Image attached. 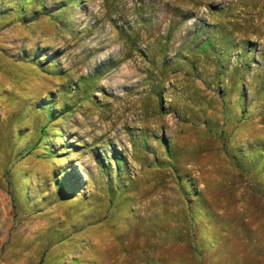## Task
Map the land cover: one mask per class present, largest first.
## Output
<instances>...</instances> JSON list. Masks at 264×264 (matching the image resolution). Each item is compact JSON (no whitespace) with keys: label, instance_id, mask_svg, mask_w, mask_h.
I'll return each mask as SVG.
<instances>
[{"label":"rangeland","instance_id":"rangeland-1","mask_svg":"<svg viewBox=\"0 0 264 264\" xmlns=\"http://www.w3.org/2000/svg\"><path fill=\"white\" fill-rule=\"evenodd\" d=\"M0 264H264V0H0Z\"/></svg>","mask_w":264,"mask_h":264}]
</instances>
